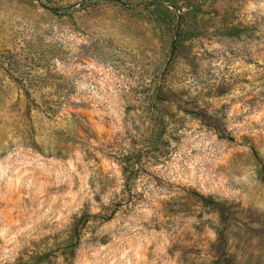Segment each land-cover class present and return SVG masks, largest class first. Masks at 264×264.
<instances>
[{
    "label": "rangeland",
    "instance_id": "374dc122",
    "mask_svg": "<svg viewBox=\"0 0 264 264\" xmlns=\"http://www.w3.org/2000/svg\"><path fill=\"white\" fill-rule=\"evenodd\" d=\"M0 264H264V0H0Z\"/></svg>",
    "mask_w": 264,
    "mask_h": 264
}]
</instances>
